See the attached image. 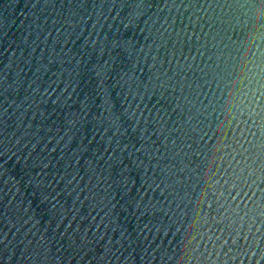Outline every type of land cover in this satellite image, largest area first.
Segmentation results:
<instances>
[{"label": "water", "instance_id": "1", "mask_svg": "<svg viewBox=\"0 0 264 264\" xmlns=\"http://www.w3.org/2000/svg\"><path fill=\"white\" fill-rule=\"evenodd\" d=\"M0 264H264V0H0Z\"/></svg>", "mask_w": 264, "mask_h": 264}]
</instances>
